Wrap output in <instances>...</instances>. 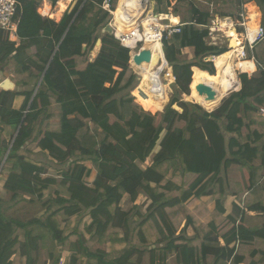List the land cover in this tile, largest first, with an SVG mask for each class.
Here are the masks:
<instances>
[{"label": "trees", "instance_id": "obj_1", "mask_svg": "<svg viewBox=\"0 0 264 264\" xmlns=\"http://www.w3.org/2000/svg\"><path fill=\"white\" fill-rule=\"evenodd\" d=\"M18 1L19 43L0 32V65L12 66L11 80L18 87H38L45 76L38 90L0 92V168L5 161L0 176L7 175L4 189L12 201L29 197L41 202L45 191L57 184L45 178L44 167L20 154L40 122L45 131L34 141L53 161L68 165L62 184L70 196L60 203L68 217L63 228L56 212L45 220L8 217L0 200V264H14L11 258L18 249L26 264H36L33 253L41 250L48 251L50 264H130L136 252L147 251L152 264H166L172 256L178 264H245L248 256L256 257L264 247V224L249 227L247 214L264 216V39L247 48L259 75L242 74L241 90L209 112L182 97L194 102L193 81L217 77L209 58L231 49L219 45L221 36L211 35L216 13L202 9L198 0H149L155 15L173 14L182 23L180 33L164 34L162 40L175 83L171 102L157 113L167 98L160 104L143 76L135 89L131 50L113 34L103 33L112 19L103 8L106 0H74L60 22L39 14L44 0ZM232 1L241 10L256 2L264 29V0ZM115 3L111 0L113 10ZM99 39L102 48L90 61ZM187 49L191 58H185ZM150 96L156 100L153 105L145 102ZM18 98L24 101L16 108ZM157 147L152 164L142 168ZM233 166L240 182L228 179ZM177 175L183 179L180 185L173 180ZM140 196L151 202L153 211L132 230V214L123 202L136 203ZM229 196L236 202L226 215ZM82 215L91 224L74 233L72 224ZM108 236L113 252L124 248L120 256L90 250ZM64 245L69 246L66 256Z\"/></svg>", "mask_w": 264, "mask_h": 264}, {"label": "rangeland", "instance_id": "obj_2", "mask_svg": "<svg viewBox=\"0 0 264 264\" xmlns=\"http://www.w3.org/2000/svg\"><path fill=\"white\" fill-rule=\"evenodd\" d=\"M67 1H68V3H67L68 4L67 9H68L71 6V4L74 2V0H67ZM119 1L120 0H116L115 8H118V5H119L118 2ZM214 4L215 3H209L208 0H198V5H200V7L202 9H209V10L214 11L216 13V15L213 16V19L211 21L212 30L215 28L214 29L215 33L213 35H216L218 37L221 36L219 38V41H218L219 45L227 44L229 47H231V49L228 51V53H229L233 50L232 42H236V37L233 36V38H232L230 36L235 35L236 32L241 34V35L244 33V29L240 27L239 22H243V18L241 17V14H243L245 16L244 22L245 21L247 22V18H246L247 14L246 13H247V7L248 6L242 7V10H241L238 7V5L235 4L234 1H232V0H221V1H219L218 4H215V5ZM47 6L48 7H47L46 13L48 14L49 19L55 21L54 18L51 17V15L53 12H55V8L57 7V3L56 4L51 3V6H50V4H48ZM150 9L153 10L152 3L150 5ZM182 13L181 14H182L183 18L188 17V11L187 10H183ZM251 13H252V11H251ZM171 15H173V14H169L168 16L171 17ZM152 19H153V17H152ZM113 20H114V17L112 16V19L110 20V22L108 24L109 27H110V24L113 22ZM143 20H144V18L141 21H143ZM154 20H155L154 24L156 23L157 27H159V25H160L159 19L155 17ZM220 20L225 21V22H230L232 26L221 25ZM138 21H139V23H137V24H135V26H133L135 30L139 29L137 27V25L140 24V20H138ZM165 23L168 24L169 21H166V22L161 21V24H165ZM156 24H155V28H156ZM234 28H235V30H233ZM126 30H127V28H126ZM230 31H231V35H230ZM128 32H130V31H126V33H128ZM133 32L134 31H131L128 35H129V39L131 40L132 45L134 47V52L138 53V52H140V48L142 46V41H141V44L137 45L138 47H136V43L140 42V41H135V39H133V37H134ZM103 33L105 34L108 32H106L104 30ZM228 37H230V38H228ZM221 38H222L223 42H221ZM160 44H161V51L163 52L162 43H160ZM132 45H129V47H131ZM96 48L97 47H95V49H94L95 52H96ZM95 52H94V54L91 53V55L89 56L90 61L91 60L95 61V59L97 58V55L100 52V49H99L96 56H95ZM131 53H132V51H131ZM131 53H130V62L129 63H130L131 69H133V71L135 72V74L137 76V81L135 84L136 85L135 89H136L141 84V81L143 79L142 76L145 77V79H146V76L137 72L135 70L134 66L131 65ZM192 53H193L192 51L185 50L184 51L185 58H191ZM251 55H252L251 51L246 49L245 50V58L250 59ZM217 57H219V56H217ZM217 57H214L215 59H212L211 61H213V63H214V60H216ZM209 60H210V58H209ZM236 62H237V59H234L235 67L239 68V64H236ZM214 65H215V63H214ZM167 66L170 67V65L168 63L165 67H166V69H171V67L168 68ZM215 70H216V65H215ZM11 71H12V66H10L9 64L0 65V85L4 81H6L7 79H10V80L13 79V75H12ZM164 71H166V70H164ZM163 72H161L158 75L156 81L151 85V87L154 89V91L157 93V95L159 97V103L160 104H163L165 102L166 98L168 100V102L165 105V107L163 108V110L161 112H157V113H162L167 108V106L171 102V99L173 97V92H174L173 86H172L174 84V83L172 84L173 80L169 83L167 80L166 74L161 76V74ZM235 74H236V78L241 82L240 76L243 73H241L240 71H236ZM247 75L249 77L253 76V74L252 75L247 74ZM256 75H259V74L257 73ZM217 76H218V71H217ZM146 82H147V80H146ZM166 86H168V87H166ZM7 87H9V86H7ZM165 87L167 88L168 91L164 90ZM241 87H242V85H241ZM36 88H37V86H35V85H31L28 87H18L17 86L15 88V91H30V90H33ZM240 90H241V88H240ZM1 91H2V89L0 87V92ZM239 91H237V92H239ZM193 92H194V90H193ZM193 92H192V97H193ZM234 93H236V92H234ZM132 95H133V92H132ZM231 95L232 94H230L229 96H231ZM182 98H183V101H185V102H189L192 104L199 105L195 101V93H194V98H193L194 102L189 101L187 99V96H183ZM188 98H191V97L188 96ZM135 99H136V97H135ZM149 99H151V96L149 97ZM16 101L17 102H16L15 106L17 107L21 103V101H24V100H23V98H18ZM136 101H137V99H136ZM154 101H156V100H154ZM222 102L220 103V105L218 107H216V109L221 106ZM173 108L180 113L183 112V110L177 105L173 106ZM157 113H152V114L154 115ZM181 126H183V125H181ZM40 131L41 132L45 131V125L38 122L35 126V134L33 135L32 140H30L27 143V145L20 151V154L24 155L28 160L33 161L35 163H38L42 167H44L46 169V172H47L45 178L55 179L57 181V184L51 186L47 191H45L44 196H43V200L41 202H39L38 200L30 201L29 197H27L26 200L23 199V200H18V201L17 200L12 201L11 195L8 194L6 192V190L4 189V183L7 179V175L4 173L0 176V200L3 201L4 213L8 217L18 219V220H22V221H29V220L36 219V218L45 220L52 212H56V214H57L56 219L60 222L61 227L63 228L65 226V221L68 217L65 215V212L62 209L64 206L61 205L60 203H62L63 199L69 198L70 195L67 191V188L62 184V173L65 170H67L68 165H62V164H59V163L53 161L50 157H48L46 154H44L38 148L36 141H34V138L38 137V134L40 133ZM4 139H6L5 135L2 136V140H4ZM7 142H10V140H7ZM159 149H160V147L156 148L154 154H152L151 157L148 158L147 162L145 164L141 165L142 168H146L152 164L153 156L159 151ZM227 176H228V179H231L233 182H240L241 181L240 174H239L236 166H233L230 169V172L228 171ZM173 180L179 185L183 182L182 177L178 176V175L174 176ZM228 198H229V200L228 201L226 200V202H225L226 203L225 208L227 207L228 213L231 214L234 210V203L236 202V200H235V198H232V197L231 198L228 197ZM150 206H151V202L149 200H147L144 196H140L136 203H132L129 199L124 200V202H123L124 210L131 211V214H132L131 219L129 221V225H130L132 230L135 229L138 226V224H140L142 221H144V219H146V217L153 211L150 209ZM213 207H214V205H211L209 208H213ZM247 215H248V217H250V213H248ZM260 217H262V216H260ZM263 217L260 219V221L258 220L259 222L255 221L254 219L253 220L247 219V225L249 227H252V228L260 227L264 224V218ZM85 223H86V228L88 227V225L91 224V220H89L87 215H82V216L77 217L75 222L72 224L73 225L72 230H74V233H76L79 228L82 231H85V227H84ZM124 232H125L124 230L117 229L115 233H117L118 235L124 236ZM187 234L193 236V231L191 229H188ZM21 237H22L21 239L24 240L23 234H21ZM90 238H91L90 235L86 234V240L88 241ZM106 239L107 240L105 241V243L103 245L96 243L91 247L90 250L93 252H96L97 250H99L105 254H108L110 256V258L120 256L123 253L124 248L121 246H118L117 251L113 252L111 250L110 246L108 245V241H109L108 239H110V237L108 236ZM221 243L223 244L224 242L221 241ZM258 246H259V243H258V245H255L254 247L257 248ZM155 247H160V246H158V245L154 246L152 249H154ZM250 248H253V246H251ZM61 249H62V252L64 253V255L66 256L67 255L66 253L69 251V246L64 245V246H62ZM139 251H143L142 248H139ZM258 251H259V254L256 257L251 258V256H248L247 262H245V264H249L251 261H253V262L255 261L256 264H264V247H263V250H258ZM33 256L37 259L36 264H50V257H49V253L47 250H41L39 253L34 252ZM156 256L159 258L160 253L157 252ZM11 259L14 262V264H26L27 263L26 258H24L21 255L20 249L17 250V253L15 255H13ZM64 261H65V257L63 258L62 262H64ZM130 264H152V258L150 255V251L149 252L147 251V253L136 252L134 257L132 258V262ZM157 264H160V263L157 262ZM166 264H178L176 257L175 256L170 257L168 260V263L166 262Z\"/></svg>", "mask_w": 264, "mask_h": 264}, {"label": "bare ground", "instance_id": "obj_3", "mask_svg": "<svg viewBox=\"0 0 264 264\" xmlns=\"http://www.w3.org/2000/svg\"><path fill=\"white\" fill-rule=\"evenodd\" d=\"M142 0H120L118 2V8L116 12H114V15L116 17V30L119 34H126L125 38L123 39V43L128 48L132 49L131 53V65L134 66L135 70L139 72L140 74H143L146 76L147 82L150 84V86L156 81L158 75L163 72L164 70L167 71V80L170 83L173 78L172 75V68L166 69L167 62L163 58V63L158 66V68L154 69L155 65H148L144 64L142 66H137L134 64L133 58L137 54V52H134V47L132 45L131 40L129 39V33L131 31H134V37L135 41H142V46L140 48V51L143 50H151L154 55H161L163 56V52L161 51V44L160 41H157V32L154 24V18L152 19V16H149L148 18H145L142 22L144 23V30L145 33L143 34V31H141L143 28H141L137 25L139 29H134L133 26L135 24L139 23L138 20H142L143 15L146 11L147 4L149 0H145V3H141ZM68 1L67 0H58L57 8L55 12L52 14V17L56 20H59L61 18L62 13L65 11V8L67 6ZM247 18V25L249 29V38L254 40L256 38V35L254 34V28L256 21L248 13H246ZM249 17V21H248ZM257 18V17H256ZM172 23L178 24L179 20L176 17H173ZM221 21V20H220ZM233 24V23H232ZM221 25L224 26H232L230 22L222 21ZM127 28V30H126ZM130 31L126 33V31ZM236 32V31H235ZM227 35V34H226ZM231 35V31H230ZM236 37V42H232L233 50L231 52H227V54H223L219 57H217L216 60H214V63L216 65V69L218 71V76L213 81H206L204 79L198 78L193 81L192 88L195 93V101L205 110L209 112H213L216 107L220 105V103L226 99L230 94L237 92L241 88V82L236 78V71H240L243 74H249L252 75L255 73L256 69L253 65L254 61L249 60L245 58V50L243 49V41H244V35H241L239 33H235L233 35ZM231 37V36H230ZM132 39V38H131ZM129 45H132L129 47ZM100 44L97 45L96 50L99 51ZM96 51V52H97ZM95 52V56L97 55ZM139 53V52H138ZM245 58V59H244ZM215 59V58H212ZM211 59V60H212ZM234 59H237L236 64H239V68L235 67L234 65ZM157 67V66H156ZM235 71V72H234ZM205 84L212 86L213 89L217 93V99L214 101H207L205 96L199 95L197 91L198 85ZM168 87V86H166ZM164 88V90L168 91L167 88ZM145 102L149 105L154 104V100L146 99Z\"/></svg>", "mask_w": 264, "mask_h": 264}, {"label": "built area", "instance_id": "obj_4", "mask_svg": "<svg viewBox=\"0 0 264 264\" xmlns=\"http://www.w3.org/2000/svg\"><path fill=\"white\" fill-rule=\"evenodd\" d=\"M86 1H88V0H86ZM45 2L50 3V1L44 0L42 5L39 8V12L42 16L47 17V15L41 11V8H43V5L45 4ZM150 5L151 4L149 1L147 4V7H146V11L143 15L144 19L147 16L148 10H150ZM103 8H104V10L108 11L111 14V16L114 17L113 22L110 24V27L113 29V35L121 42V44L123 46H125L123 43V39L125 38L126 34H119L118 31L116 30V27H115L116 17L114 15V12H116L117 8L115 10H113L111 0H106L104 5H103ZM20 9H21V3L18 0H0V32L8 33L10 36V39L12 41H15L17 39L19 22L16 19V17L18 15V12ZM153 17H156L159 19L160 25L156 29V32H157L156 40L160 41V43H162L164 34H166L167 36L170 37L171 35H173L175 33H180V31H181L180 27L182 26L181 22H179L178 24H174V23H172L171 19H165V20L169 21V23L168 24H161V21H165L163 19L162 15L161 16H157V15L155 16V14H154ZM241 17L243 18V22H239V25L241 28L244 29V33L242 34V35H244L243 49L246 50L247 48H250V50H252L256 44L263 41L264 29H263L262 25L260 24L256 38L254 40L250 39L249 38L248 25H247L248 23L246 21L244 22L245 16L243 14H241ZM141 26L143 29L141 28ZM139 27L142 29L141 31H143V34H144L145 33L144 23L142 21H140ZM214 29L212 30V27L210 26L211 35H213L215 33ZM139 44H141V42H137L136 47H138L137 45H139ZM125 47H127V46H125ZM130 50H132V49H130ZM163 62H164L163 59H161L159 65H161V63H163ZM164 74L167 75V72L164 71L161 74V76ZM171 77L173 78V82H172V84H173V83H175V77H174L173 71H172ZM260 113H261L262 117H264V109H261Z\"/></svg>", "mask_w": 264, "mask_h": 264}, {"label": "water", "instance_id": "obj_5", "mask_svg": "<svg viewBox=\"0 0 264 264\" xmlns=\"http://www.w3.org/2000/svg\"><path fill=\"white\" fill-rule=\"evenodd\" d=\"M141 3L142 4L145 3V0H142ZM252 4H254L260 10V8L256 4V2H253ZM149 16H152V17L154 16V12L151 9L148 10L146 18L149 17ZM260 24L262 25V13H261ZM105 31L108 32V33H110V34H113V29L111 27H109V26L106 27ZM99 44H100V47L102 48V40L101 39H99L97 41L96 47ZM162 48H163V45H162ZM163 58L166 60L165 53H164V49H163V56H161L159 54L154 55L151 50H143V51H140L139 53H137L134 56L133 61H134V64L137 65V66H142L144 64H148V65L152 64V65H155L154 66V69H155V68H158V66L160 64V60L163 59ZM212 58H214V57H212ZM212 58H210V61H211ZM166 62H167V60H166ZM44 76H45V74L43 75L42 79L40 80L39 85L37 87V90L40 88ZM7 82H10L11 84H13V88H8L6 86L7 85ZM15 87H16L15 86V83L12 80H10V79H7L6 81H4L1 84L2 91H14ZM197 91H198L199 95L205 96L207 101H214L218 97L216 91L213 89L212 86H209V85H205V84L198 85ZM10 149H11V147H10ZM4 163H5V161L3 162V165H4ZM3 165L0 168V172H1L2 168H3Z\"/></svg>", "mask_w": 264, "mask_h": 264}, {"label": "crops", "instance_id": "obj_6", "mask_svg": "<svg viewBox=\"0 0 264 264\" xmlns=\"http://www.w3.org/2000/svg\"><path fill=\"white\" fill-rule=\"evenodd\" d=\"M50 3H52V2H50ZM49 2H45V4L43 5V8H41V11L42 12H44L46 15H47V17H45V18H49L48 17V14L46 13L47 12V5L48 4H50ZM57 3H58V1H57ZM53 4V3H52ZM50 6H51V4H50ZM67 6H68V4H67ZM67 6H66V8H65V11L62 13V15H61V18L59 19V20H56V19H54L55 20V22H60L61 21V19H62V17H63V15H64V13L66 12V9H67ZM248 6V7H247ZM243 7H247V13H248V15H250V17H252L253 19H254V21H256V26H255V28L253 29L254 30V34L255 35H257V33H258V30H259V25H260V19H261V12H260V10L254 5V4H249V5H246V6H243ZM57 8V7H56ZM56 8H55V10H56ZM252 11V13H251V11ZM39 12V11H38ZM54 13V12H53ZM52 13V14H53ZM39 14H40V12H39ZM41 15V14H40ZM163 16V19L165 20V19H172L173 17H175L174 15H171V17H169L168 15H162ZM44 17V16H43ZM51 17H52V15H51ZM257 17V18H256ZM53 18V17H52ZM180 22H181V19L179 18V17H176ZM165 21H167V20H165ZM248 21H249V18H248ZM154 22H155V20H154ZM221 22H222V20H221ZM233 30H235V28L233 29ZM249 30V29H248ZM228 36V35H227ZM231 37L233 38V35H231ZM228 38H230V37H228ZM17 43H19V39L17 38L16 40H15ZM231 48V47H230ZM100 49V48H99ZM187 50H189V51H192L191 49H187ZM97 51V50H96ZM94 52L95 51H93L92 52V54H94ZM98 53V51L96 52V54ZM92 61V60H91ZM254 61V60H253ZM253 65L255 66V68L254 69H256V71H255V73L253 74V76L254 75H256L257 73L259 74V71H258V69H257V66H256V63L254 62L253 63ZM6 86H9L8 88H13V84H11L10 82H7V85ZM15 86H16V84H15ZM0 87H1V85H0ZM17 87V86H16ZM15 87V88H16ZM14 91H15V89H14ZM17 102V101H16ZM16 102H15V105H16ZM22 102L23 101H21V103L16 107V108H19L21 105H22ZM229 172H230V169H229ZM232 178V177H231ZM230 181H232L231 179H229ZM230 198H231V196H229ZM232 198H234V197H232ZM227 201L229 200V198L228 199H226ZM226 204V203H225ZM230 213H228V211H227V207H226V215H229ZM260 216H262L261 214H257V213H250V217H247V219H254L255 221H257V222H259L260 221V219L263 217H260ZM264 218V217H263ZM259 220V221H258ZM223 242V241H222Z\"/></svg>", "mask_w": 264, "mask_h": 264}]
</instances>
